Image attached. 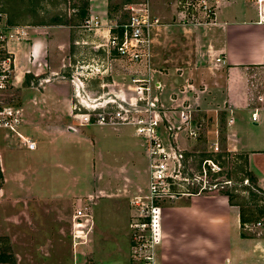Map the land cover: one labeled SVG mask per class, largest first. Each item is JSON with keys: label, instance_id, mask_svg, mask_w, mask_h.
I'll return each instance as SVG.
<instances>
[{"label": "crops", "instance_id": "1", "mask_svg": "<svg viewBox=\"0 0 264 264\" xmlns=\"http://www.w3.org/2000/svg\"><path fill=\"white\" fill-rule=\"evenodd\" d=\"M102 6L103 1L98 3L96 0H89L88 13L101 22L96 31L106 35L109 19L107 9L104 10ZM258 20L257 5L252 0H217L214 22L201 24V32L197 36L203 46L201 53L208 56L209 61L212 57L215 65L227 70L228 82L226 79L225 82H217L218 85L211 87L209 96L210 99L221 98L220 107L226 111L225 149L230 153L247 155L248 168L255 175L256 184L264 190V93L260 94L261 98L257 103L245 87L240 91L236 85L231 87V81L235 80L241 69L264 66V21ZM31 38L28 46H15L18 41L11 45L12 49L15 48L14 80L16 78L21 81L25 71L29 70L38 75L36 66L43 65L39 58L42 52L46 53L48 50L58 48V52L63 54L61 67L65 65L64 53L67 40L71 39L68 27H39ZM26 51L30 52L33 60L24 61L25 64L21 65L22 52ZM56 72L58 71L50 70L51 74ZM48 82L36 93L32 110L29 104L25 107L18 127L19 134L32 140L35 147L28 149L16 132L0 133V170L3 175L0 186V204L3 202L0 205V230L19 227V231L22 216L23 222H27L23 225L30 223L39 227L37 228L42 234L39 238L40 247L58 246L57 243L63 241L60 238L63 232L60 225L69 220L60 206L64 200L63 194L46 193L48 183L59 178L36 174L28 180L25 171H21L20 165H16L18 162L26 164L21 158L25 151L33 160L48 147L60 145L88 148L91 151L90 166L96 183L92 191L83 195L91 200L94 215L102 217L105 225H108L103 229L106 235L116 229L110 222L111 208L108 205L111 202L119 203L120 215H125L129 211L124 200L132 198V195H142L137 190L142 189V186L136 184L138 178L134 176V171H137V165L141 164L145 153L141 138L127 124H89L79 126L74 131L68 130L67 127L73 125L70 122H76L71 112L73 85L68 79L61 78ZM253 112H256V120H252ZM167 114L169 117L173 115L171 112ZM64 118L71 120L64 123ZM191 128L195 130L196 127L191 125ZM176 137L177 146L181 149H188L194 140L185 133L183 135V131H177ZM116 152L121 155L119 160L124 159L123 163L118 164L116 172L124 176L125 185L111 189L109 179L105 180V186L102 187L105 172L98 168L104 167L114 172L116 166L109 163L116 162L117 159H109ZM10 170L20 173L15 178L20 181L13 180ZM112 174L110 173L111 177ZM13 183H17L23 193L8 195L7 185ZM82 197L84 196H74V202L77 203ZM103 201L106 203L103 204ZM122 220L121 229L126 221L125 216ZM98 224L99 220L95 222V228ZM161 231L163 238L155 247V264H264V234L252 226L241 227L239 207L230 204L228 196L217 189L181 196L162 208Z\"/></svg>", "mask_w": 264, "mask_h": 264}, {"label": "rangeland", "instance_id": "2", "mask_svg": "<svg viewBox=\"0 0 264 264\" xmlns=\"http://www.w3.org/2000/svg\"><path fill=\"white\" fill-rule=\"evenodd\" d=\"M86 1L88 2L89 11V0H0V12L3 14L6 25L8 27L21 26L24 30L15 46L17 44L28 46L32 40L31 36L33 32L37 31V28L44 26L68 27L71 36V39L67 40L68 44L66 43L67 46L64 53L66 56L65 65L61 67V55L63 54L58 52V48L51 51L48 50L46 53L42 52L39 60H42L43 65L36 66L38 68V75L29 70L25 71L21 81H18L16 78L14 80L13 77L12 84L8 88L0 90V107L17 105L21 109L20 113L22 117V113L28 104L31 105L32 110V101L36 99V93L42 90V86L49 83L48 81H43V79L48 77L50 78V82L58 80L57 77L51 75L50 70L68 73L70 69L76 70L74 68L75 65L78 66L79 70H84L79 65H83L86 62L76 63L75 60L79 56V53L82 55L88 53L91 50L92 44L76 45L73 43L74 39L95 40V42L103 41L101 40L102 34L99 31H88L79 26H72L83 22L79 16V11ZM96 1L98 3L103 1L101 8L107 9L109 21L114 19L122 20V4L125 0ZM150 1L152 11L159 18L158 26L152 31V65L155 70L154 76L161 83V88L157 92L165 109L166 125H172L173 131H175V136L173 137L168 136L166 129L162 131L165 142L177 146V131H183V135L185 133V135L194 140H192V145L188 149L177 147L183 151L185 166L195 175V179L200 184H207V182L210 184L217 183V186L212 189L232 192L238 196L239 201H245V207H251L255 210L262 208L264 206V198L259 197L261 196L260 193H258L259 198L257 197V199L253 200V196L245 189L249 185V182L245 172L238 169V165L243 164V160L234 156L237 153H230L228 151L229 154L222 157L225 160V164L222 166L221 174L216 175L214 178L209 174L205 178L200 177L199 173L202 170V160L206 157L205 153H222L226 150L224 146L226 111L220 107L221 98L214 97L210 99L209 96L211 95V87L218 85L217 82H225V79L228 82L227 70L215 65L212 57L211 61H209L207 59L208 56L201 53L203 46H201V39L197 35L201 32V24L205 22L201 19L192 23L182 20V16L176 15L177 11L174 0ZM252 2L254 3V1ZM216 7L217 3L215 4V10ZM11 45L13 44L11 43ZM22 55V60H20L21 65L25 64L24 61L33 60L32 55L28 51L22 52ZM82 57L79 56L78 58ZM35 63L37 64L38 61H35ZM110 64L106 72L101 73V68L93 70L90 74L88 73L92 78H88V84L86 86L84 84L83 90L80 92L89 95V98L85 96L87 103L92 101L93 96L101 93L99 85L101 82L106 83V81L113 78L115 79V84H109L108 87H105V90H117L118 82H121L123 75H127L124 76V80L130 75L129 68H125L122 62L114 60ZM231 78L234 77L231 76ZM231 82V87L236 85L239 91L242 87H245L246 91L254 96V99L258 103L261 98L260 94L264 93V66H252L241 69L235 80L233 79ZM67 85L69 86V84ZM71 101V112L73 115V103L76 102L74 89ZM203 101L208 104L205 105ZM39 108H41V103ZM168 112H171L173 115L169 117ZM186 115L187 121L182 122L183 117ZM173 116L175 118H172ZM175 119L177 120L174 121ZM68 120L64 118L63 122L65 123ZM70 123L77 125L75 121H71ZM85 123L84 125H89V123L92 125H102L93 121ZM123 124L129 125L136 134L132 123ZM191 125H193V128L196 127L195 130L191 128ZM190 130L196 132V135L190 136ZM6 131L9 130L0 128V133ZM186 140L189 141L188 139ZM58 142H60L59 139ZM142 143L145 149L143 140ZM215 144H218V151L214 150ZM21 149L25 151L24 148ZM25 153L22 154L21 158L26 161V164L18 162L16 165H20L21 171H25V176H27L28 180L32 175L36 174L42 177L55 176L59 178L55 180L56 182L50 181L48 183V191L46 193L48 195L58 192L63 194L64 200L60 206L69 222L65 221L63 225H60L63 231L62 236H60L63 241L59 242L60 245L57 243L58 246H55V244L54 246L40 247L39 244L41 242H39V238L42 234L39 232V227L33 226L30 223L26 224L27 226L23 225V223L27 222H23V217L21 216L19 222L22 224L19 231V227L14 228V230H8L7 228L0 230V257L4 258L0 259V264H134L131 252L130 222L139 217V206L134 202V195H132V198L130 197L123 202L126 204L129 212L125 215H120V204L111 202L108 205L111 208L109 217L111 224L116 229L112 230V233L108 232L107 235L105 234L106 231L104 232L103 229L108 225H105L102 217L97 218V215H94L93 207L90 203L91 200L83 195L92 191L94 183H96L90 166L91 151L88 148L66 147V145L62 147L60 145L59 147H48L42 154H38L35 160H33L34 158L29 153ZM120 157L121 155L116 152L109 159V161L117 159L116 162L109 163L113 167L116 166L114 172H110L108 168H98V170L105 172L104 179L101 182L102 187L105 186V180L109 179L111 189L125 185L124 176L116 172L118 164L124 162V159H118ZM142 158L141 164L137 165V171H134V176L138 178L136 184L142 186V189H137L136 185L135 188L140 194L145 195L148 192L146 151ZM244 169L249 170L248 164L244 166ZM1 173L0 170V186L3 183V175ZM110 173H113L112 177ZM9 174L14 178L13 180L20 175V173L12 170L9 171ZM17 181H20L19 178L15 180V182ZM197 183L190 181L187 185L194 191L199 188ZM8 190L11 192H8ZM21 191L17 183L7 185V194L23 193ZM79 195L84 197L77 203L74 202V196ZM173 201L167 198L163 199L161 202L160 219L162 218V208ZM104 203L106 202L103 201ZM0 205L2 206L3 202ZM79 208L84 213L86 212V215L77 218L74 216V210ZM132 210L134 212H131ZM86 216L88 217L86 218ZM124 216L126 221H124V227L122 226L121 229L120 225H122L121 221L123 222L122 218ZM263 216L264 213L256 220ZM98 220L99 224L95 228V222ZM253 222L248 224H252ZM262 233L264 234L263 231ZM33 236L36 237V240ZM162 238L163 235L161 234L160 241ZM160 241L154 245L153 252H155V247Z\"/></svg>", "mask_w": 264, "mask_h": 264}, {"label": "built area", "instance_id": "3", "mask_svg": "<svg viewBox=\"0 0 264 264\" xmlns=\"http://www.w3.org/2000/svg\"><path fill=\"white\" fill-rule=\"evenodd\" d=\"M174 1L176 15L182 16V20L191 23L199 19L205 23L214 22L216 0ZM252 1L257 5L258 21L263 22L264 0ZM122 17L120 21L114 19L108 22L106 35H100L103 41L74 39L73 43L76 45L92 44L88 53L83 55L79 53V56L83 57L78 58V56L75 60L76 63L86 62L79 65L85 71L79 70L75 65L76 70L70 69L68 73L56 72L51 75L68 79L73 85L76 98V102L73 103V116L77 125H69L68 130L74 131L77 127L86 124L85 122L92 121L98 124L132 123L136 134L144 141L148 192L133 198L139 206V217L130 222L131 252L134 264H154L153 247L160 241L162 234L160 211L163 199L175 200L193 194V189L187 185L190 181L198 182V192L215 188L217 183L200 184L185 166L183 151L171 143L167 144L164 140L162 133L164 129L171 137L175 136V131L172 125H166L165 109L157 92L161 84L154 76L152 31L158 26L159 18L152 11L151 1L125 0L122 4ZM100 26L99 19L89 14L79 25L88 31H96ZM23 33L21 26L8 27L0 12V90L12 84L15 54L11 49V43L18 41ZM114 60L122 62L125 68H129L130 75L125 80L124 76L127 75H123L121 82H118L117 90H105L109 84H115V79L111 78V81L106 83L101 82L99 84L101 93L93 96L92 101L87 103L85 96L89 98V95L80 92L84 84L85 86L88 84V78H92L89 74L101 68V73L106 72ZM49 80L48 77L43 79V81ZM20 111L17 105L0 107V128L16 132L27 148L33 149L35 143L18 132L22 120ZM252 120H256V112H253ZM186 121L187 115L183 117L182 122ZM189 134L195 136L196 132L190 130ZM214 150L218 151V144H215ZM221 171L220 164L211 159H204L199 174L201 178H205L209 172ZM83 215L85 216L86 212L84 213L82 209L75 210V217L80 218ZM245 226L260 228L264 232V216Z\"/></svg>", "mask_w": 264, "mask_h": 264}, {"label": "trees", "instance_id": "4", "mask_svg": "<svg viewBox=\"0 0 264 264\" xmlns=\"http://www.w3.org/2000/svg\"><path fill=\"white\" fill-rule=\"evenodd\" d=\"M79 16L82 19V21L88 16V2L87 1L84 3L83 7L80 9ZM81 23H78V24H75V25H72V26H79ZM263 64H264V61H263ZM228 154L229 153L226 150L224 152H222V153L206 152L205 153L206 157H204V159H211L214 162H217L218 164H220L221 166H223L225 164V160H223L222 157L225 156V155H228ZM234 156L236 158H238V159L243 160V164L238 165V169L240 171H244L245 174L247 175V180L249 182V185L245 189H247L249 191V193L253 196L252 199L253 200L257 199L258 193H260V195H261V196H259L260 198H262V197L264 198V190L262 188H260L256 184V178H255V175L253 174V172H251L250 170H245L244 169V166L247 165V156L245 154H234ZM219 174H221V172H219V173H211V172H209V175H211L213 178L216 175H219ZM197 189H195L192 192L193 193H197L198 192ZM222 192L225 195L228 196V199H229L230 204L236 205V206L239 207V218H240V226L241 227L244 228L245 224H248L250 222H253L258 217H260L261 215H263V213H264V206H262V208H258L257 210H255V209H253L251 207H245V201H243V202L239 201L237 195H234L232 192H230L228 190H225V191H222ZM0 259H4V258L3 257H0Z\"/></svg>", "mask_w": 264, "mask_h": 264}]
</instances>
